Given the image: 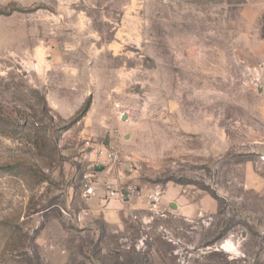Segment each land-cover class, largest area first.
Listing matches in <instances>:
<instances>
[{"label":"rangeland","instance_id":"374dc122","mask_svg":"<svg viewBox=\"0 0 264 264\" xmlns=\"http://www.w3.org/2000/svg\"><path fill=\"white\" fill-rule=\"evenodd\" d=\"M0 264H264V0H0Z\"/></svg>","mask_w":264,"mask_h":264},{"label":"built area","instance_id":"2783aa9c","mask_svg":"<svg viewBox=\"0 0 264 264\" xmlns=\"http://www.w3.org/2000/svg\"><path fill=\"white\" fill-rule=\"evenodd\" d=\"M101 158L103 159L101 162V165H113L120 161V155L119 152L114 148H108L101 150ZM88 178V175L86 176ZM95 193V186L92 184V181L89 180L86 184L85 191H84V197L86 199H89L91 196H93ZM111 196H114L116 194L115 191H111Z\"/></svg>","mask_w":264,"mask_h":264},{"label":"crops","instance_id":"0c3cea01","mask_svg":"<svg viewBox=\"0 0 264 264\" xmlns=\"http://www.w3.org/2000/svg\"><path fill=\"white\" fill-rule=\"evenodd\" d=\"M253 7H256V5L253 6ZM253 9H255V8H253ZM178 192H179V190L177 188H175V187L170 188V189H168L166 191V196L165 197L167 199H173L175 197V195L178 194ZM181 201L183 202V200H181ZM118 204H119V202L117 200H115V199L114 200H111V202H110V205L111 206H117ZM179 209H182L181 210V213H184L185 215L186 214H191V213H193L196 210L195 206H193V205L192 206L191 205L190 206H185L183 208L180 205L179 206Z\"/></svg>","mask_w":264,"mask_h":264},{"label":"bare ground","instance_id":"6f19581e","mask_svg":"<svg viewBox=\"0 0 264 264\" xmlns=\"http://www.w3.org/2000/svg\"><path fill=\"white\" fill-rule=\"evenodd\" d=\"M222 246H223V248H225L226 250H229V251H232L235 249L234 244L229 240L223 242Z\"/></svg>","mask_w":264,"mask_h":264},{"label":"trees","instance_id":"16d2710c","mask_svg":"<svg viewBox=\"0 0 264 264\" xmlns=\"http://www.w3.org/2000/svg\"><path fill=\"white\" fill-rule=\"evenodd\" d=\"M89 107H90V104L88 103V104H86L85 108H83L81 111H79L78 116H77L78 120L81 119L87 113ZM215 197L218 198L217 196H215Z\"/></svg>","mask_w":264,"mask_h":264}]
</instances>
